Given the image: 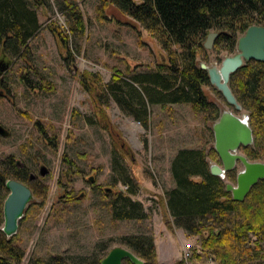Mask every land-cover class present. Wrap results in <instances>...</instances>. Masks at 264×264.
I'll return each instance as SVG.
<instances>
[{
    "label": "rangeland",
    "instance_id": "1",
    "mask_svg": "<svg viewBox=\"0 0 264 264\" xmlns=\"http://www.w3.org/2000/svg\"><path fill=\"white\" fill-rule=\"evenodd\" d=\"M33 2L41 29L29 42V56L6 57L0 52L5 69L0 74V125L10 131L7 137L0 136V162L12 157L37 175L42 165L50 170L38 185L48 187L46 194L35 189L19 228V241L25 249L21 264L53 256H62L71 264L104 258L115 246L127 247L121 238L130 234L153 236L158 264L183 260V245L189 241L199 244L201 253L184 264H218L206 255L198 235H189L172 223L166 203V191L175 186L171 173L174 156L180 148L210 152L215 141L214 121L190 103L147 101L151 123L145 127L123 110L108 87L116 69L126 74L133 68H156L166 55L160 43L114 4L107 6L108 19L104 20L98 12L101 0ZM69 4L77 5L83 15L82 36L69 29ZM51 23L69 35L71 57L68 47L49 28ZM215 42L198 55L200 63L220 66L226 56L236 52L217 50ZM203 88L220 111L234 110L212 86ZM99 110L105 112L108 128L103 126ZM121 143L127 145L124 157L117 150ZM68 157L86 176L69 173ZM212 162L220 160L211 158ZM242 168L239 164L233 170L237 174ZM126 174L136 184L125 182L122 176ZM224 180L235 183L236 176ZM108 187L122 190L139 203L145 216L115 219L108 205L115 196L103 190ZM255 239L251 234V245Z\"/></svg>",
    "mask_w": 264,
    "mask_h": 264
},
{
    "label": "trees",
    "instance_id": "2",
    "mask_svg": "<svg viewBox=\"0 0 264 264\" xmlns=\"http://www.w3.org/2000/svg\"><path fill=\"white\" fill-rule=\"evenodd\" d=\"M34 1L43 3V0ZM111 4L141 23L157 39L166 54L156 68L143 71L133 68L126 74L115 70L113 82L108 87L123 110L148 127L151 123L148 102L160 105L190 103L195 111L204 112L206 118L216 121L221 111L214 101L208 99L203 87L209 85L219 94L222 93L210 83L209 73L201 67L198 55L206 53L204 43L213 30L219 33L216 49L234 52L239 36L249 26L264 25V0H101L98 12L104 20L108 19L105 10ZM68 25L71 33L80 36L85 33L83 15L75 4H69ZM49 28L60 39L63 47H68L67 54L71 57L73 51L68 46L69 35L55 23H51ZM40 29L41 23L33 0H0L2 55L29 56V42ZM33 69L44 78L36 67ZM230 85L249 114L254 133V143L243 146L242 151L251 160L264 161V61H246L231 75ZM101 94L99 90L98 96ZM98 114L103 117V126L108 128L105 112L99 110ZM52 143L56 147L55 139ZM125 146L122 143L117 146L122 157L127 152ZM211 158H219L215 148L208 153L204 148H180L174 156L171 173L175 186L166 191L167 207L174 218L172 223L189 235H198L206 255L218 264H243L263 259L264 179L252 187L243 201H236L232 193L227 191L226 181L211 173ZM65 161L69 173L86 176L87 173L73 159L68 157ZM14 164L12 157L0 162V264H21L25 255V249L19 241V231L8 237L1 229L5 221L4 200L8 194L6 180L15 177L21 179L23 175L20 172L22 168ZM28 176L29 173L24 174L25 179ZM235 176V170L227 173L231 180ZM89 178L90 181L94 179L93 176ZM122 179L131 185L136 184L129 174L122 176ZM108 188L103 190L115 196L108 204L115 219H142L145 216L141 211L142 206L124 195L122 190ZM47 189L46 185L36 188L40 195L46 194ZM130 190L133 192V187ZM251 234L256 237L254 245L250 244ZM121 239L122 244L144 260V264H158L153 236L130 234ZM102 259L94 258L79 264H101ZM34 264L71 262L62 256H53L46 260L38 258ZM123 264L134 263L126 259ZM176 264H184V260Z\"/></svg>",
    "mask_w": 264,
    "mask_h": 264
},
{
    "label": "water",
    "instance_id": "3",
    "mask_svg": "<svg viewBox=\"0 0 264 264\" xmlns=\"http://www.w3.org/2000/svg\"><path fill=\"white\" fill-rule=\"evenodd\" d=\"M217 31H211L205 41V47L211 49ZM255 59L264 61V25L253 24L242 33L237 42L236 52L226 56L220 66L208 65L201 62L200 65L209 73L210 83L214 85L223 95L227 103L234 108L221 111L219 118L214 121L212 129L214 132V148L218 153L220 162H212L210 171L212 174L221 176L242 164L236 174V182L226 181V189L232 193L236 201H243L258 181L264 179V161L251 160L242 152L243 146L254 143L253 128L249 121L248 113L243 112L244 108L237 99L231 85V75L241 68L246 61ZM4 67L0 62V74ZM10 131L0 125V136L7 137ZM50 172L46 165L40 168V174L46 176ZM10 190L4 204V225L2 229L10 237L18 232L20 220L25 214L29 203L34 199L33 192L26 184L9 179L6 183ZM110 188H108L109 190ZM129 259L134 264H144L131 249L124 246H115L102 259L101 264H123Z\"/></svg>",
    "mask_w": 264,
    "mask_h": 264
},
{
    "label": "flooded vegetation",
    "instance_id": "4",
    "mask_svg": "<svg viewBox=\"0 0 264 264\" xmlns=\"http://www.w3.org/2000/svg\"><path fill=\"white\" fill-rule=\"evenodd\" d=\"M16 163H17V166L18 167H20V168H22V170L20 171L23 175H21V179H19V178H9V179H15V180H18V181H20V182H22V183H24V184H26L29 188H31V190H32V192H33V196H34V198H35V189L38 187V185H40V180H41V177L42 178H44L45 176H42L41 174H39V175H37V174H35L34 172H32V170H31V168L28 166V165H26L25 163H23L22 161H16ZM27 173H29V176H28V178L27 179H25L24 178V174H27ZM40 173V172H39ZM227 177V176H226ZM9 179H7L6 180V183H7V181L9 180ZM43 180V179H42ZM6 188H7V186H6ZM8 189V188H7ZM10 193V190L8 189V194ZM8 194H7V196H8ZM7 196H6V198H7ZM6 198H5V200H6ZM5 200H4V204H5ZM32 202V201H31ZM30 202V203H31ZM30 203H29V205H30ZM29 205H28V207H29ZM27 207V208H28ZM27 210V209H26ZM26 210H25V212H26ZM3 211H4V207H3ZM25 217V214H24V216H23V218ZM22 218V219H23ZM5 219V218H4ZM22 219L20 220V224H19V228H20V225H21V221H22ZM4 225V224H3ZM3 225L1 226V229H2V227H3ZM3 230V229H2ZM4 231V230H3ZM18 231H19V229H18ZM18 233V232H17ZM7 235V234H6ZM8 236V235H7ZM14 236V235H13ZM9 237V236H8ZM10 237H12V236H10Z\"/></svg>",
    "mask_w": 264,
    "mask_h": 264
},
{
    "label": "built area",
    "instance_id": "5",
    "mask_svg": "<svg viewBox=\"0 0 264 264\" xmlns=\"http://www.w3.org/2000/svg\"><path fill=\"white\" fill-rule=\"evenodd\" d=\"M222 179L226 178V174H222L220 176ZM199 253H201V246L198 245H194V243L192 241L189 242H185L183 245V260L187 261L189 258H191L192 256L194 257V255H198ZM244 264H264V258L263 259H256V260H251L248 261L247 263Z\"/></svg>",
    "mask_w": 264,
    "mask_h": 264
},
{
    "label": "bare ground",
    "instance_id": "6",
    "mask_svg": "<svg viewBox=\"0 0 264 264\" xmlns=\"http://www.w3.org/2000/svg\"><path fill=\"white\" fill-rule=\"evenodd\" d=\"M134 140L137 142V140L134 138Z\"/></svg>",
    "mask_w": 264,
    "mask_h": 264
}]
</instances>
